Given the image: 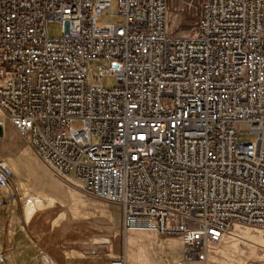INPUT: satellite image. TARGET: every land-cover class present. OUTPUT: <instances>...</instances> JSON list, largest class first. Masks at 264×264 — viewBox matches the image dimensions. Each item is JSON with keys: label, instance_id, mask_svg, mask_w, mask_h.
Listing matches in <instances>:
<instances>
[{"label": "built area", "instance_id": "1", "mask_svg": "<svg viewBox=\"0 0 264 264\" xmlns=\"http://www.w3.org/2000/svg\"><path fill=\"white\" fill-rule=\"evenodd\" d=\"M113 1L0 0L8 125L118 204L125 232L180 237L178 264L227 236L264 241V0H116L124 22L99 27ZM95 60L117 87L89 84ZM242 123L256 142L238 141Z\"/></svg>", "mask_w": 264, "mask_h": 264}, {"label": "rangeland", "instance_id": "2", "mask_svg": "<svg viewBox=\"0 0 264 264\" xmlns=\"http://www.w3.org/2000/svg\"><path fill=\"white\" fill-rule=\"evenodd\" d=\"M119 8L114 0L98 26L124 22ZM47 29L51 37L62 34L56 21L49 22ZM106 66L102 60L90 62L89 84L108 89L119 85L115 76L98 77V68ZM165 105L172 107V100L166 98ZM1 124L0 264H99L100 259L108 262L119 256L126 257L127 264H178L183 252L180 237L125 232L118 204L85 193L73 176L62 175L41 160L22 135L8 125L0 108ZM72 126L79 128L81 123ZM237 132L241 143L257 140L248 123L238 125ZM249 261L264 264V241L227 236L211 249L206 263L188 264Z\"/></svg>", "mask_w": 264, "mask_h": 264}, {"label": "water", "instance_id": "3", "mask_svg": "<svg viewBox=\"0 0 264 264\" xmlns=\"http://www.w3.org/2000/svg\"><path fill=\"white\" fill-rule=\"evenodd\" d=\"M4 137V126L1 124L0 125V138ZM107 261L105 259H100L99 264H106Z\"/></svg>", "mask_w": 264, "mask_h": 264}, {"label": "bare ground", "instance_id": "4", "mask_svg": "<svg viewBox=\"0 0 264 264\" xmlns=\"http://www.w3.org/2000/svg\"><path fill=\"white\" fill-rule=\"evenodd\" d=\"M123 219H124V215H123ZM124 237L126 238V234H124ZM101 242V241H100ZM102 244H104L105 242H101ZM96 244V243H95Z\"/></svg>", "mask_w": 264, "mask_h": 264}]
</instances>
